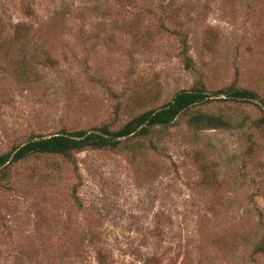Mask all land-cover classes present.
<instances>
[{"label": "rangeland", "instance_id": "obj_1", "mask_svg": "<svg viewBox=\"0 0 264 264\" xmlns=\"http://www.w3.org/2000/svg\"><path fill=\"white\" fill-rule=\"evenodd\" d=\"M199 88L146 137L1 169L0 264H264V112L224 96L264 102V0H0V155Z\"/></svg>", "mask_w": 264, "mask_h": 264}, {"label": "trees", "instance_id": "obj_2", "mask_svg": "<svg viewBox=\"0 0 264 264\" xmlns=\"http://www.w3.org/2000/svg\"><path fill=\"white\" fill-rule=\"evenodd\" d=\"M24 32L19 34V38L24 39V37H27ZM21 43L24 44L25 41ZM182 46L181 54L185 60V68H188L189 59L185 56V44L182 43ZM43 60L47 61V58ZM217 94L219 93H207L202 88L179 91L166 104L158 109L141 113L117 131H109L106 127H100L88 131H61L48 136L31 137L21 145L11 149L10 152L0 155V170L10 164L18 163L38 154L64 156L85 148L115 149L123 140L131 137H146L153 128L169 126L181 113L206 104ZM224 96L233 102L253 103L264 112V102L252 91L229 90L224 93ZM207 123H209V119ZM96 261L98 264H108L107 257L102 251L96 252Z\"/></svg>", "mask_w": 264, "mask_h": 264}]
</instances>
